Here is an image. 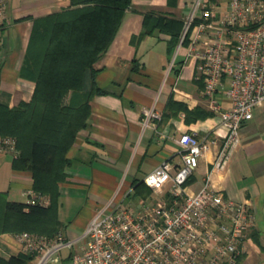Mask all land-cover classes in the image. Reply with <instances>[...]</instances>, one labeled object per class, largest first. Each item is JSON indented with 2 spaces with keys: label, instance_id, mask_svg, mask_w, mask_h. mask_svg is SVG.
I'll use <instances>...</instances> for the list:
<instances>
[{
  "label": "crops",
  "instance_id": "1",
  "mask_svg": "<svg viewBox=\"0 0 264 264\" xmlns=\"http://www.w3.org/2000/svg\"><path fill=\"white\" fill-rule=\"evenodd\" d=\"M5 1L0 104L13 108L32 101L34 78L33 71H28V59L49 26L47 19L74 7L70 0ZM196 1L131 0L113 40L95 61V71L87 70L82 88L63 96L62 107L88 103L90 113L64 152L66 164L57 182L55 217L67 237L78 235L119 184L125 191L142 181L161 160L178 162L177 139L182 132H196L199 137L207 134L214 143L200 157L187 190L197 191L209 176L214 189L233 200L249 202L255 211V223L239 264H264V106L241 124L238 143L225 167L212 169L226 130L219 112L210 107L202 93V81L195 79L192 68L185 64V47L177 50L173 42ZM198 1L213 5L216 17L229 2ZM154 21L161 26L150 28ZM93 87L100 92L91 95ZM214 98L222 109L228 107L221 88ZM170 100L185 110L169 106ZM149 106L159 109L162 116L155 127L142 128L141 111ZM197 108L207 115H193ZM45 129L50 137L49 126ZM15 158L11 151L0 149V218L5 202L27 203L30 192L37 193L30 167L16 168ZM45 197L49 205L50 199ZM13 234L0 230L1 258L20 253ZM72 251H64L61 260H70ZM33 262L31 257L25 264Z\"/></svg>",
  "mask_w": 264,
  "mask_h": 264
},
{
  "label": "built area",
  "instance_id": "2",
  "mask_svg": "<svg viewBox=\"0 0 264 264\" xmlns=\"http://www.w3.org/2000/svg\"><path fill=\"white\" fill-rule=\"evenodd\" d=\"M5 2L0 0V64ZM182 46L186 66L202 81V93L226 130L212 161V169L221 170L238 143L241 124L264 106V0H229L219 17L213 5L197 0L183 20L177 50ZM220 88L225 109L214 98ZM161 116L155 106L144 107L142 128L155 127ZM177 143L179 161L161 160L142 180L154 200L133 196L132 186L123 191L119 184L74 237L61 228L51 236L14 233L20 253L31 256L32 264H58L65 250H74L72 264H237L246 252L255 211L249 202L214 189L209 176L197 191H188L186 181L214 141L186 131ZM14 145L13 138L0 136V149L16 157ZM28 203L47 205L48 198L30 192Z\"/></svg>",
  "mask_w": 264,
  "mask_h": 264
},
{
  "label": "trees",
  "instance_id": "3",
  "mask_svg": "<svg viewBox=\"0 0 264 264\" xmlns=\"http://www.w3.org/2000/svg\"><path fill=\"white\" fill-rule=\"evenodd\" d=\"M70 2L74 8L68 14H72V17L61 14L49 17V26L35 45L36 51L29 54L28 71H33L34 78L32 101L21 102L13 108L0 104V136H9L15 141L17 155L14 166L30 167L34 190L48 196L50 204L5 202L0 218L1 231H27L51 236L60 229L54 210L57 182L63 176L62 168L66 164L64 152L77 130L85 126L90 113L88 103L76 108H65L61 101L67 91L82 88L87 70L95 71V61L107 50L123 14L131 4V0ZM159 26L160 22L154 21L150 28ZM182 26L183 21L173 36L174 44L178 42ZM38 53L39 56L34 58ZM99 92L93 87L91 95ZM169 106L185 110L173 100L169 101ZM192 113L207 115L198 108ZM46 125L50 128V137L45 133ZM190 179L186 181L187 185ZM132 189L133 196L137 197L149 191L142 181L132 184ZM29 258L31 256L19 253L8 259L0 257V264H25Z\"/></svg>",
  "mask_w": 264,
  "mask_h": 264
},
{
  "label": "rangeland",
  "instance_id": "4",
  "mask_svg": "<svg viewBox=\"0 0 264 264\" xmlns=\"http://www.w3.org/2000/svg\"><path fill=\"white\" fill-rule=\"evenodd\" d=\"M69 12H70V10L69 11L65 10V11H63V13H60V14H61V16H65V17L67 16L68 18H71L72 17V14H68ZM39 54L40 53L35 54L34 55V58H36L37 56H39ZM142 193H143L142 194L143 195L142 197H147V196H150L152 194L150 190L149 191L146 190L145 192H142ZM153 196L154 195L152 194V196H150V197L154 200L156 196L154 198H153ZM65 251H67V250H65ZM58 264H72V262H71V260L68 259V260H61Z\"/></svg>",
  "mask_w": 264,
  "mask_h": 264
}]
</instances>
